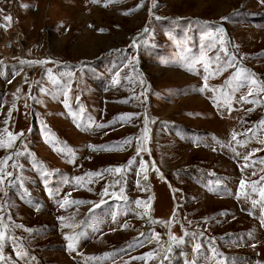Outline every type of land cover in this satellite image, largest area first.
I'll list each match as a JSON object with an SVG mask.
<instances>
[{
  "label": "rangeland",
  "instance_id": "374dc122",
  "mask_svg": "<svg viewBox=\"0 0 264 264\" xmlns=\"http://www.w3.org/2000/svg\"><path fill=\"white\" fill-rule=\"evenodd\" d=\"M261 89L264 0H0V264H264Z\"/></svg>",
  "mask_w": 264,
  "mask_h": 264
},
{
  "label": "snow or ice",
  "instance_id": "6c2138e0",
  "mask_svg": "<svg viewBox=\"0 0 264 264\" xmlns=\"http://www.w3.org/2000/svg\"><path fill=\"white\" fill-rule=\"evenodd\" d=\"M93 3H97L99 2V0H92ZM109 2H111V0H109ZM155 3H153V7H155ZM24 7H27V5H24ZM127 14V13H125ZM5 19L7 20H10L11 18L10 17H5ZM102 31V30H101ZM144 31H147V28H145ZM223 28H217L216 29V32L220 33L221 34V39H220V49L219 51L220 52H227V50L223 47L224 45V41H223ZM211 47H215V44L211 45ZM216 60L218 61L219 60V55L216 56ZM197 62H202L203 63V67H204V71L206 73V75L204 76V81H205V88H208V85H207V80L209 79V75H216L218 74L221 69L220 68H216L214 71H210V65H211V58H205V56L202 54L201 57H200V60L197 61ZM21 63H24V61H21ZM40 63H45L44 61H40ZM244 72L243 69H241L237 74L236 76L234 77V79H236L237 81L240 80L241 78V74ZM50 80L52 81L53 84H57L58 81L56 80L55 77H52L50 75ZM114 83H117L118 81H113ZM251 84L252 85H256L257 84V81L255 79H252L251 80ZM201 91H204V88H201L200 89ZM210 91H213V92H216L218 91L217 89H211L209 88ZM19 91V90H18ZM41 91L44 92L45 89L41 88ZM261 91H264V89H261ZM63 95H64V103H65V107L67 108L69 105H68V88L66 87L64 92H63ZM252 95V91L250 89L249 93H248V96H251ZM221 96H222V100H217L216 103L218 106H224V105H228L230 106V99L229 97L227 96V94L225 93H221ZM248 96H242L240 99L242 101H244L245 103H256L258 101H249L248 100ZM9 115H11V113H9ZM129 117H126V116H122L120 117L121 120H127ZM7 120L5 121V124H7ZM261 124L264 125V121H261ZM89 127H91V125H89ZM97 127H104V125H97ZM251 131V130H249ZM4 133H6V137L4 136H0V148H5V149H12L16 140L18 139L19 136L23 135V133H19V134H15L13 132H11L8 128H5L3 130ZM147 132V129H145V133ZM233 139L235 140L236 139V134H233ZM46 142H51V138H46ZM130 141L128 140H125L123 143H129ZM237 143H240V144H243V141H237ZM90 148H92V150H107L106 146H100V148H96L94 146H89ZM57 150H61V149H57ZM69 153H71V149L68 150ZM22 153H20L19 151H16L13 153V155H16V156H19L21 155ZM138 154H139V149H138ZM237 155H239L237 153ZM12 159V156H6L5 158H3L2 160H0V173H3V175H0V184H2L4 182V177L5 176H11L12 173L11 172H4V167L7 165L8 161ZM245 160H248L249 157L248 156H245L244 157ZM261 163H264V160L260 161ZM129 165H131L133 163V160H129ZM12 167H16L17 165L15 163H13L11 165ZM246 167L248 165H245ZM143 167V165H142ZM122 168L121 167H115V168H109V169H105V171L107 172H115V173H121L122 172ZM87 176L89 177H92V176H102L103 173H100V172H97V173H87L86 174ZM80 179V178H78ZM144 179L147 180V175L144 176ZM261 181H264V177H261ZM257 183L258 182H252L250 185H247L248 187H251V190L252 192H257ZM240 188H241V192L238 194V195H242V196H245L247 197V192L243 191L245 188H246V182L244 180H241L240 181ZM107 192V189H105V193ZM259 195L261 197V200L264 201V188H261L259 189ZM69 203H80L79 201H69L68 199H65L64 201L61 202L60 206L61 207H65L66 205H68ZM137 205L140 206L142 204H144L145 202H142V201H136ZM257 204V201H253V206H255ZM262 216H264V212H262ZM61 220H63L64 218L63 217H60ZM264 222V221H262ZM65 227H70V225H67L65 224L64 225ZM7 225L4 223L3 219L0 218V260H4L5 257L2 255V249H3V246H4V241L6 240V232L4 229H6ZM16 227H19V225H16ZM153 238L155 239H158L157 236H154ZM65 239L67 241H69L68 243V248L69 250H74V247H75V240H76V237L75 236H65ZM171 239H176L175 237H171ZM196 250L199 251L200 249V245L197 244L196 246ZM213 252H215V249H213ZM16 255L18 258L20 259H24L26 256H27V253L26 251H24L22 248H17L16 249ZM148 257H152V253H148L147 254ZM144 257H137V259H143Z\"/></svg>",
  "mask_w": 264,
  "mask_h": 264
}]
</instances>
